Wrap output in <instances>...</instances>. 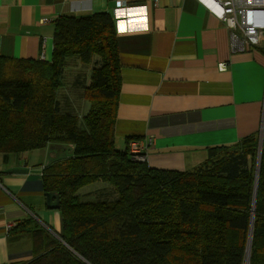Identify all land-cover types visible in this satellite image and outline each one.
Returning a JSON list of instances; mask_svg holds the SVG:
<instances>
[{"label": "trees", "instance_id": "obj_1", "mask_svg": "<svg viewBox=\"0 0 264 264\" xmlns=\"http://www.w3.org/2000/svg\"><path fill=\"white\" fill-rule=\"evenodd\" d=\"M52 42L50 59L0 55V152L71 145L42 175L45 193L59 194L62 232L24 264H243L250 225L249 264H264V135L252 212L257 136L208 147L194 170L133 160L132 138L123 150L115 145L120 63L111 14L60 15ZM69 57L94 63L81 118L57 99ZM96 181L116 197L81 200L79 188Z\"/></svg>", "mask_w": 264, "mask_h": 264}, {"label": "crops", "instance_id": "obj_2", "mask_svg": "<svg viewBox=\"0 0 264 264\" xmlns=\"http://www.w3.org/2000/svg\"><path fill=\"white\" fill-rule=\"evenodd\" d=\"M99 11L111 14L116 29L117 148L127 138H151L148 166L182 171L201 166L208 147L258 138L264 48L245 44L197 0H124L119 8L113 0H0V55L50 59L58 16ZM70 152L53 142L0 152V264L29 262L59 239L62 215L46 207L42 175ZM27 219L33 228L17 230Z\"/></svg>", "mask_w": 264, "mask_h": 264}, {"label": "built area", "instance_id": "obj_3", "mask_svg": "<svg viewBox=\"0 0 264 264\" xmlns=\"http://www.w3.org/2000/svg\"><path fill=\"white\" fill-rule=\"evenodd\" d=\"M212 15L221 20L229 29L239 30L245 44L264 48V0H197ZM115 8L122 7L124 0H113ZM41 59L44 54L41 53ZM264 110V109H263ZM264 116V111H263ZM264 125L262 124L261 127ZM146 142L132 139L128 143V151L133 160H145ZM147 145V146H146ZM243 264H246V260Z\"/></svg>", "mask_w": 264, "mask_h": 264}, {"label": "rangeland", "instance_id": "obj_4", "mask_svg": "<svg viewBox=\"0 0 264 264\" xmlns=\"http://www.w3.org/2000/svg\"><path fill=\"white\" fill-rule=\"evenodd\" d=\"M93 66V61L84 64L75 57L67 58L61 77L62 85L57 91L62 112L74 113L81 118L88 111L89 103L82 96V88L89 83ZM78 192L83 201L110 200L116 197L111 185L101 181L86 184Z\"/></svg>", "mask_w": 264, "mask_h": 264}, {"label": "water", "instance_id": "obj_5", "mask_svg": "<svg viewBox=\"0 0 264 264\" xmlns=\"http://www.w3.org/2000/svg\"><path fill=\"white\" fill-rule=\"evenodd\" d=\"M262 124L264 125V116H263ZM263 135H264V126L261 127L260 133L258 135L252 212L254 211V205H255V196H256V188H257V182H258L259 164H260V157H261V146H262ZM45 196H46V207L48 209H58L59 208L60 198H59V194L57 192L47 191L45 193ZM251 231H252V225H250L249 239H248L247 248H246L247 249L246 250V264H249V250H250V244H251Z\"/></svg>", "mask_w": 264, "mask_h": 264}]
</instances>
